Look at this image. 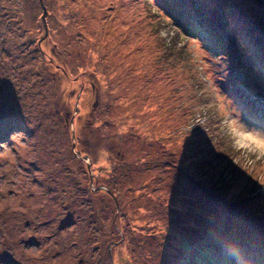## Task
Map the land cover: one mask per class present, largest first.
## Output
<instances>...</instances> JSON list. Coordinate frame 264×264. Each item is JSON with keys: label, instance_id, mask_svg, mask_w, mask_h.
Listing matches in <instances>:
<instances>
[{"label": "rangeland", "instance_id": "rangeland-1", "mask_svg": "<svg viewBox=\"0 0 264 264\" xmlns=\"http://www.w3.org/2000/svg\"><path fill=\"white\" fill-rule=\"evenodd\" d=\"M0 264H264V0H0Z\"/></svg>", "mask_w": 264, "mask_h": 264}, {"label": "trees", "instance_id": "trees-1", "mask_svg": "<svg viewBox=\"0 0 264 264\" xmlns=\"http://www.w3.org/2000/svg\"><path fill=\"white\" fill-rule=\"evenodd\" d=\"M190 158H191V156H190ZM86 174H88V173H86ZM213 183L215 184L213 186V189H214L213 191H215V193H214L215 195H217L218 193H220L221 192L220 190H223L224 186L226 187V190H224V191H227V192H229L230 191L229 189L232 187V185H230L227 180L225 181L223 179H221L220 181L213 182ZM202 200H203V198H202Z\"/></svg>", "mask_w": 264, "mask_h": 264}, {"label": "bare ground", "instance_id": "bare-ground-1", "mask_svg": "<svg viewBox=\"0 0 264 264\" xmlns=\"http://www.w3.org/2000/svg\"><path fill=\"white\" fill-rule=\"evenodd\" d=\"M203 246V245H202ZM232 247V246H231ZM229 248V247H228ZM204 249V248H203ZM206 249V248H205ZM202 251V250H201ZM215 251V250H214ZM221 251H222V249H221ZM204 252V250L202 251V253ZM218 252V251H217ZM228 253H230V252H228ZM204 254V253H203ZM221 254H222V252H221ZM233 256V255H232ZM219 257H221L220 255H219ZM231 257V256H230ZM234 257V256H233ZM236 257V256H235ZM232 258V257H231ZM236 261V260H235Z\"/></svg>", "mask_w": 264, "mask_h": 264}]
</instances>
